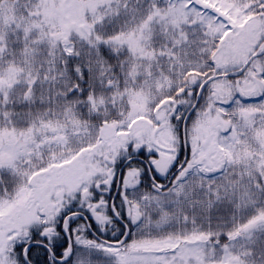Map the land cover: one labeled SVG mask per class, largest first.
Here are the masks:
<instances>
[{
	"label": "snow or ice",
	"instance_id": "6c2138e0",
	"mask_svg": "<svg viewBox=\"0 0 264 264\" xmlns=\"http://www.w3.org/2000/svg\"><path fill=\"white\" fill-rule=\"evenodd\" d=\"M0 264H264V0H0Z\"/></svg>",
	"mask_w": 264,
	"mask_h": 264
}]
</instances>
